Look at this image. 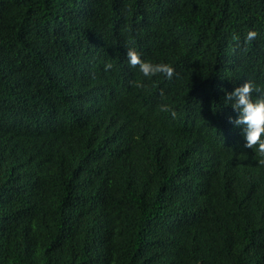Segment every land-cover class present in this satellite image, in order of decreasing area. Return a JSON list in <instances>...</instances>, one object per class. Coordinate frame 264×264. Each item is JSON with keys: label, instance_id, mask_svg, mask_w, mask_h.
<instances>
[{"label": "trees", "instance_id": "16d2710c", "mask_svg": "<svg viewBox=\"0 0 264 264\" xmlns=\"http://www.w3.org/2000/svg\"><path fill=\"white\" fill-rule=\"evenodd\" d=\"M244 79L264 0H0V264H264Z\"/></svg>", "mask_w": 264, "mask_h": 264}, {"label": "clouds", "instance_id": "9594fccd", "mask_svg": "<svg viewBox=\"0 0 264 264\" xmlns=\"http://www.w3.org/2000/svg\"><path fill=\"white\" fill-rule=\"evenodd\" d=\"M256 36V31L250 29L246 39L251 41ZM126 56L128 64L138 68L144 77H152L157 74H163L168 79L173 77L175 69L170 63L144 59L134 47L127 48ZM112 67L111 61L104 63L106 71ZM134 83L137 88L144 86L140 80H136ZM224 103L230 105L236 112L235 117L230 116L229 120L235 126H239L244 147L254 150L258 157V163L264 165V87L254 83L251 79H244L231 91H225ZM160 110L170 112L173 117L176 115L171 105L166 103L160 105Z\"/></svg>", "mask_w": 264, "mask_h": 264}]
</instances>
